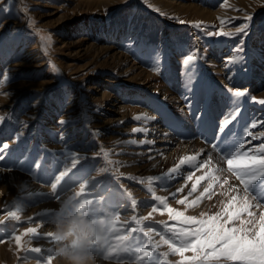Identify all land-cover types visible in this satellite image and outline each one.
I'll list each match as a JSON object with an SVG mask.
<instances>
[{"label":"rangeland","instance_id":"1","mask_svg":"<svg viewBox=\"0 0 264 264\" xmlns=\"http://www.w3.org/2000/svg\"><path fill=\"white\" fill-rule=\"evenodd\" d=\"M178 4H193L212 12L203 14L193 6L186 10ZM244 25L247 27L243 32L236 31ZM81 37L85 40L83 46L93 42L97 48L89 51L76 50L74 44ZM108 45L116 46V50L150 72L156 88H149L147 83L126 80L119 74L118 68L114 67L109 53L94 54L98 46ZM189 55L193 59L186 62L185 58ZM229 58L235 59L229 62ZM26 60L29 67H21L17 72L10 71L13 63ZM0 61V117H3L0 120V145L7 143L10 146L2 153L4 159L0 160V170L3 172L0 173V221H3L0 223V241H3L0 242V264H38L40 254L24 251L36 247L41 248L42 252L52 248L54 258L51 264H63L54 254L56 242L47 235L52 234L51 220L56 215L66 214L76 204L83 203L81 198L76 197L80 188H74L86 181L85 178L92 172H97V176L87 183L84 195L91 201L88 205L91 206L93 214L103 221L108 220L111 211L119 212L120 202L114 201L118 191L128 195L129 200L135 199V207L129 202L133 208L129 211L130 216L127 220L119 216L117 227L124 235L133 228L143 227L145 231L148 228L153 229L149 243L158 245L153 250V264H187V258L194 255L191 250H185L183 256L175 254L168 244L164 246L166 243L161 239L163 236L178 243L175 235L168 231L169 228L178 231L180 228L196 226L184 217L208 220L219 214L216 223L223 224L224 227L251 230L250 234L259 232L264 221H248L240 217L242 210L236 205V201L219 197L220 190L217 185L223 180L228 182L238 178L245 171L244 164L250 160L252 153L240 155L244 151V142L249 138L252 121L259 123L264 118L259 117V120L257 112L254 111V116L251 108L254 104L264 106V103H260L264 100V94H255L256 90H264V77L256 85L248 77L239 83L230 84L224 76V72L229 69L246 71L251 67L264 75V0H0ZM73 69L75 71L72 72ZM171 73L174 80L170 77ZM180 74L187 76L183 87L193 89L191 101L194 110L191 115L197 118L192 119L190 129H193L189 134L196 135L203 143L212 140V145L219 138L218 149L216 148L218 151L215 153L224 162L226 158H232L230 154L235 156L231 167L227 164L223 167L229 172L223 174L219 181L204 185V180L208 177V171H204L197 180L188 184L189 192L186 193L177 191L179 186L171 188L175 182L169 183L166 179L170 170L187 158L186 156L165 161L158 173L152 176L162 177L160 180L150 182L151 175L128 173L127 169L134 161L128 157L133 155L130 149L134 139L131 136L138 135V114L133 115L135 111L126 109L131 115L117 119L119 113L109 111L108 102L99 94L101 88H105L106 92L112 94L109 98L111 101L121 98L130 106L141 108L144 105L147 111L157 112L164 119L170 117L173 120L172 129L184 136L187 128L182 120L185 116L182 117L173 106L162 103L158 99L160 91L157 89L164 83L167 86L170 83L171 87L177 84L181 90ZM45 80L48 82L42 83ZM20 81L39 82L40 85L31 84L32 86L28 85L20 90L18 86L16 89L10 87ZM252 83L254 91L249 89ZM230 89L247 92L244 96L235 97ZM221 95L226 98L222 99ZM257 97L260 98L256 99ZM146 98L151 103L144 102L147 101ZM214 100L226 105L218 116L212 118ZM223 111L227 115L224 116L226 120L218 122ZM64 117H68L67 120H63ZM107 118L117 120L99 125ZM52 120L54 124L62 126H51L49 121ZM60 121L64 123L61 124ZM263 128L264 125L261 129L264 131ZM109 134L127 136L128 139L117 140L110 138ZM241 144L243 147L239 148ZM258 144H264V139H260ZM73 157L78 158L77 166L80 168L72 169L53 193L50 184L55 181L59 171L66 168V163L71 165ZM187 164L191 165V170L199 167L194 159L191 163L180 166ZM10 170L16 177L21 174L23 180L21 177L20 182H12L10 185L7 180ZM123 181L135 185L143 197L137 198V195L131 193L129 195ZM15 184H18V188L11 193ZM194 184L196 190L192 191ZM241 185L245 190L242 180ZM156 188L169 189L158 194ZM205 188H209V191L204 192ZM66 192L67 195L61 203L50 204ZM153 192L163 197L164 202L154 200ZM190 193H194L195 197L190 198ZM235 194L234 198L241 196L238 190ZM180 200L185 203H179ZM257 202L264 207V200ZM16 208L22 209L20 220L6 218L7 212ZM167 208L184 215L173 218ZM202 208L206 211L199 215ZM133 217L148 219L142 225H137ZM29 227L37 228V238H32L31 234L22 235ZM13 229L16 235H21L22 247L19 249L16 241L9 238ZM106 235L105 231L103 239ZM132 236L138 237L141 244L148 241L143 232H133ZM110 242L116 243L115 234ZM164 252L168 255L163 256ZM96 258L97 264L137 263L131 252L122 253L119 259H105L102 253ZM210 264L234 262L221 258L220 261H212Z\"/></svg>","mask_w":264,"mask_h":264},{"label":"bare ground","instance_id":"2","mask_svg":"<svg viewBox=\"0 0 264 264\" xmlns=\"http://www.w3.org/2000/svg\"><path fill=\"white\" fill-rule=\"evenodd\" d=\"M178 6H180L183 9H186V10L187 9H190V6H193L195 8L197 7L196 5H193V4H187V5H181V4L179 5L178 4ZM197 8L203 14L204 13L207 14V13H211L212 12L210 10H205L203 8H200V7H197ZM222 10L223 9H221V11ZM217 13H218V11H217ZM5 23H6V21H5ZM76 41H75L76 43L74 44V48H76V50H88L89 51V50H92V49L95 50L97 48V46L93 42H89V43H87V45L84 44L85 46H83V43H85L84 42L85 40H83L82 37L80 39H76ZM145 48H147V47H145ZM225 50H226V48H225ZM104 53H109L108 55L111 58V60L113 61L114 67L118 68L119 74L122 75V76H124L126 80H128V81H131L132 80L134 82H138L139 81L141 83H147V85L149 86V88H151V89L152 88H156V85L154 84L153 78H151L152 74L150 72H148L147 70H145L143 67H140V65L136 64L135 62H133L132 59L130 60V58L127 55H125L122 52L116 50V46H114V45L98 46L97 52H95L94 54L95 55L96 54L97 55H101V54H104ZM28 56H30V55H28ZM131 58H134V57H131ZM25 59H26V57H25ZM69 64H71V63H69ZM69 64H67V65H69ZM171 66H169V67H171ZM21 67H29L27 60L26 61H22V62L13 63L12 64V68L13 69L11 68L10 71L13 70V71H16L17 72V70H19ZM25 70H27V69H25ZM73 71H75V69H73L72 72ZM172 74L173 73L170 74V77H171L172 80H174L175 77H172L173 76ZM163 75H164V72L162 73V78H163ZM183 75L180 74V77H179L180 78V82H181V86H182V89L180 88L181 90H179V88L177 87V84H174V86L171 87L170 86V83H168L169 86H167L164 83L161 87H159L157 89L160 91V96H158L159 97L158 99H160V101L162 103H165V104H168L170 106H173L174 109H175V111H177L180 115H182V117L185 116V117H183V120L181 119L183 121L182 122L183 125L187 128L185 130L186 131V134L184 136L183 135L181 136V134L176 133L172 129L171 124H172L173 120L170 119V117L169 118H165L166 119V121H165L164 117H160L161 115L159 116L157 112L156 113L155 112L152 113V112L147 111L148 109H146L145 107H143L144 105H142L141 108H139V107H133V106L128 105V103L123 102V100H121V98L120 99L117 98L118 100H116V101H111L112 99L110 100L109 98L112 96V94L106 92L107 89H105V88L104 89L101 88V93H99V91H98V93L101 94V97H103L106 102H108L107 103L108 104L107 109L109 111H111L112 113H116V114L119 113L120 116L119 117H116L117 119H122V118H124L126 116L131 115V113H127L126 112L127 111L126 109H131V110L135 111L133 113V115L138 114V119L140 121V123H138V125H136L137 131H138L137 132L138 135H136V136L135 135H132L131 136L132 139H134L133 146L130 149L131 151H133V155L128 157L129 159L134 160L132 162V165L130 166V168L127 169L128 173L130 175H132V174H143V175H151V177H152L154 174L158 173L157 171L159 170L160 166L165 161H169V160L173 159V157H175V158H179L180 156H186V157L191 156V157H195L194 160L196 161V163L199 166L197 169L191 170V165L190 164H187L186 166H180L175 172H170L169 173V177L166 178L167 180H169V183L175 182V184H173L171 186V188H174V187H178L179 186V189H181L180 192L186 193V192H189L188 191V188H187L188 187V184H190L192 181L197 180V178H199L204 173V171H208V172H206L207 175H208V177H207L206 180H204V185H208L210 182L212 183V181H219L220 180V177H222L223 174H226V172H229V170L227 171L225 168H223L227 164V159L228 158H226V161L224 162L223 158H220L219 154L217 155L215 153V151L211 148V146H212V140L211 141H206L205 143H203L202 141L198 140V137L196 135L192 136V135L189 134L190 131H191V129H193V127L190 129V125L193 123L192 119L197 118V116L191 115L192 114L191 112L194 110V108L192 107V103L193 102L191 101L192 100V96H193V89H191V88L186 89L185 87H183V84L186 83V81H187V76H183ZM224 76H225V79L230 84L239 83L242 80L246 79L245 77H248L250 80L252 79V81H254L256 83V85L259 84V83H261V77L262 76L264 77L263 74L257 72L252 67L249 68L246 71H239L238 69H234V70L233 69H229V70H227V71L224 72ZM202 81H204V80H202ZM46 82H48V81L45 80L42 83H46ZM172 82L173 83H176L175 81H172ZM18 84H12V85H10V87L11 88H15V87L18 86L17 88H19V90H20L21 88H25V87H27L28 85H31V84L32 85L33 84H36L38 86L40 85L39 82H35V83H32L31 82V83H29V82H26V81H20V82H18ZM252 85H253V83L251 84V88H249V89L251 91H254V87ZM0 88H2V87H0ZM209 92H211V91H209ZM255 94L256 95H263L264 94V90H256L255 91ZM143 97H147V96H143ZM221 97H222V99L226 98L224 95H221ZM258 98H260V97H257L256 99H258ZM15 101H16V99H15ZM10 102H11V100H10ZM144 102L151 103V100L147 99V101L145 100ZM247 102H248V100H247ZM67 103H69V101ZM213 104L214 105L212 106V112H211L212 118L221 111V109L223 108L224 105H226V103L219 102V101L214 100ZM232 107H233V105H232ZM232 107H228V108L231 109ZM251 108H252V113H253L254 116H255V113L257 112L258 119H259V117H263L264 116V106H261V105L259 106V105H255L254 104V106L251 107ZM1 110H2V108H1ZM7 110H9V109H7ZM254 111H255V113H254ZM188 113H190V116L188 115ZM66 114H68V113L66 112ZM222 114H223V116H221L220 118L218 117L219 118L218 122L225 121L226 120V117H224V116H227V115H225L226 113L223 111ZM250 114H251V112H250ZM7 115H8V113H7ZM196 115H199V114H196ZM200 117H201V115H200ZM206 117L208 118V116H206ZM49 118H52V117H49ZM67 118L68 117H64L63 120H67ZM117 119L112 118V119H109L108 120V118H107L102 123L100 122L99 125L103 126V125H106L107 121L110 122V121H114V120H117ZM263 119H262V122L260 121L259 123H257L256 120H255L256 122L255 121L253 122L251 120L252 121L251 125L253 123H255L256 124V127H250L249 132H251L252 135H249V138H247L246 141L244 142V144H245V146L243 147V150L244 151L240 155H245L248 152H251L252 153V154L250 153L251 154L250 155L251 157L252 156L260 157V156H263L264 155V151H261V149L259 147L261 144H258V142L260 141V139H264V135H261L260 134V133H264V131L261 130L262 127H263V125H264V120ZM49 122H50L49 124H51V126H53L55 128H58V127L60 128L62 126V125L58 126L57 124H54L53 123L54 120H52V122L51 121H49ZM27 125H28V123H27ZM199 125L201 126V124H199ZM196 126H198V125H196ZM0 128H2V125L0 126ZM196 129H198V128H196ZM3 133H6V132H3ZM109 137L110 138H112V137L113 138H117V140L118 139L119 140H121V139L123 140L125 138L128 139L127 136L126 137H122V136L119 137V136H115L114 134H109ZM253 137H255V138H253ZM8 140H9V138H8ZM44 141H46V140H44ZM12 144H14V143H12ZM21 144H23V143L21 142ZM45 144H47V143H45ZM48 144H50V143H48ZM56 146H57V144H56ZM82 150H84V149H82ZM67 166L68 167H71V165L69 163H66L65 167L68 168ZM76 167H78V166L76 165ZM76 167L73 168V170L76 169ZM11 168H13V167H11ZM79 168L80 167H78V169ZM0 173H3L2 170H0ZM25 173L27 174V172H25ZM8 175H9V178L7 180H8V182H9L10 185L12 184V182L13 183H15L16 181L17 182H20L21 181V177H22V180H23V176L21 174L17 175V177H16L15 176V173H13V171H11V170L8 172ZM37 175H38V173H37ZM96 176H97V172H92L85 179H86V181L88 183V182L93 181ZM45 177H47V176H45ZM85 179H83V180H85ZM0 182H1V185H2V181H0ZM122 184H123V186H126L127 192L128 193H131V195H137V198L143 197L142 193H140V190H138V188L135 185H133V184L131 185L130 183H127V182H124V181L122 182ZM17 185L18 184L13 185V187L11 188V191H10L11 193H14L17 190V188H18ZM6 186H7V184H6ZM78 187H79V184H78L77 187L74 188V190H76V188H78ZM217 187H218V190H220V191H218L219 197L223 196L224 198H227L228 200L231 199L233 201H236V205L242 210V212H241L242 215H240V217H242L243 219L248 220V221L249 220H258L260 222L262 220V217H264V207L261 206L257 202V200H253L250 194H248V193L245 192V190L242 188L241 179L240 178L231 179L228 182L225 181V180H223L219 185H217ZM162 189L163 190H160V188H156L157 193L158 194L159 193L162 194V192L167 191L169 188H162ZM236 190H238L239 192H241V196H238L237 198H234L235 195H236L235 194V191ZM66 195H67V192L65 194H63L61 197H59L56 201H54V202H52L50 204L51 205H55V204L61 203L63 201V199L66 197ZM127 196L123 192L118 191V192H116V196H115V199H114L115 202H120L119 207H118V210L120 212V215L119 216L121 218H123V219H126V220L128 219L127 217L130 216L129 215V213L131 212L130 210H133V208L129 204V202H131L132 199L131 200L127 199ZM194 197H195V194L194 193L193 194L190 193V198H194ZM246 198H247V203H248V206L247 207L245 206V199ZM171 203H173V202H171ZM171 205H174V204H171ZM145 211H147V209ZM205 211H206V209L205 208H202L201 213L199 215L203 214ZM158 240L159 239H157V241ZM164 246L166 247L167 244L164 245ZM172 257L175 259V255H173ZM125 259H127V258H125ZM126 264H137V263L135 261H133V262L126 263Z\"/></svg>","mask_w":264,"mask_h":264},{"label":"snow or ice","instance_id":"3","mask_svg":"<svg viewBox=\"0 0 264 264\" xmlns=\"http://www.w3.org/2000/svg\"><path fill=\"white\" fill-rule=\"evenodd\" d=\"M251 19V17H248ZM183 23V21H181ZM247 25L239 27L236 29L237 32H243ZM225 34V33H221ZM187 61H191L193 57L191 55L187 56ZM235 58H229V62ZM5 80L6 76L3 77ZM235 97L244 96L247 90H231ZM255 99V98H253ZM260 103H264V100H261ZM3 117H0L2 120ZM61 124L64 121H60ZM251 127H256V124L253 123ZM223 130V129H221ZM133 131H136L134 129ZM248 135H252L251 132ZM264 135V133H261ZM255 138V137H253ZM9 145L7 143L0 145V160L4 159L3 152L8 149ZM239 148L243 147V144L238 146ZM261 151H264V144L260 146ZM238 150V149H237ZM232 158L227 159V164L231 167L235 162L234 154H230ZM195 157H187L180 161V164L176 165L170 172H175L180 165L185 163H191ZM78 158L73 157L71 161V167L65 168L55 176V181L50 184L51 190L53 193L56 192L58 186L76 167L78 163ZM39 167V165H37ZM245 171L238 175V178L242 180V183L245 187V192L250 194L253 200H264V156H252L248 162L244 164ZM247 177V179H244ZM162 177H152L149 178V181L160 180ZM87 186V181L81 182L79 184L80 191L76 193V197L82 199L83 203L81 204V210L86 207L91 201L84 195V190ZM211 188V185H209ZM209 188H205L204 192H208ZM151 190V189H150ZM196 190V185L192 186V191ZM177 191H181L178 189ZM130 195V193H129ZM203 195V193L201 194ZM153 198L156 201L161 203L164 202V198L158 195H155L153 192ZM179 203H185L184 200L178 201ZM133 207H135L137 201L132 199L131 201ZM195 203V201H193ZM245 206H248L247 198L245 199ZM155 206L153 211H155ZM22 209L16 208L7 212V217L14 219L16 221L20 220V212ZM167 211L170 216L173 218L182 217L184 214L181 212H174L172 208H167ZM217 216L210 217L208 220H197L196 217H184L185 220L191 221L193 225H196L194 228H180L178 231L174 228H169L168 231L172 232L178 243H174L169 239H165L163 236L161 239L164 243L168 244L169 249L175 253L183 256L185 250H191L194 255L190 258H187V264H210L212 261H220L221 258L234 262V264H264V222H262L260 230L258 233H251V230L246 229H236V228H227L223 224L216 223ZM137 225H142L143 221L148 219V217H133ZM231 219V217H230ZM119 220V212L111 211L108 214L107 220V235L103 239V243L97 248L98 254H103L105 259L110 258H120L122 253L131 252L132 256L136 259L137 264H153L154 251L158 248V245L155 243H149L152 238L153 229L148 228L147 231L143 227L130 229L127 235L121 234L120 229L117 227V221ZM264 221V217H262ZM3 223V221H0ZM133 232H143V236L148 238V241L141 244L138 242V237H133ZM31 234L32 238H37L38 232L37 228L29 227L25 229L22 235ZM115 234L116 243H111V239ZM51 239L54 240L52 234H47ZM11 239H14L17 243L18 249L22 247L21 245V235L15 234V229L10 233ZM3 242V241H0ZM151 249V250H150ZM207 250V251H206ZM25 252L31 251L37 254H40L38 257V264H51V261L54 258L53 249L48 248L46 251L42 252L41 248L36 247L32 249H24ZM163 256H167L168 253H162Z\"/></svg>","mask_w":264,"mask_h":264},{"label":"clouds","instance_id":"4","mask_svg":"<svg viewBox=\"0 0 264 264\" xmlns=\"http://www.w3.org/2000/svg\"><path fill=\"white\" fill-rule=\"evenodd\" d=\"M51 224L57 244L54 254L63 264H97V248L103 243L107 220L96 217L90 205L82 211L81 204H76L66 214L54 216Z\"/></svg>","mask_w":264,"mask_h":264}]
</instances>
